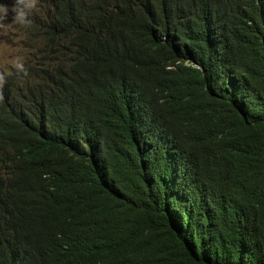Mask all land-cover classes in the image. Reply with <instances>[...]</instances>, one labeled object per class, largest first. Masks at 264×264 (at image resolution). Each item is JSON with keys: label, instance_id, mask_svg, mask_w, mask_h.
<instances>
[{"label": "trees", "instance_id": "obj_1", "mask_svg": "<svg viewBox=\"0 0 264 264\" xmlns=\"http://www.w3.org/2000/svg\"><path fill=\"white\" fill-rule=\"evenodd\" d=\"M0 101V264H264V0H39Z\"/></svg>", "mask_w": 264, "mask_h": 264}, {"label": "rangeland", "instance_id": "obj_2", "mask_svg": "<svg viewBox=\"0 0 264 264\" xmlns=\"http://www.w3.org/2000/svg\"><path fill=\"white\" fill-rule=\"evenodd\" d=\"M14 0H0V4L9 8L6 19L0 21L4 27H0V73L8 74L12 69L16 58L24 60L25 56L30 55L32 50L29 46L32 44L27 41L22 34H19L17 27L12 22V13L10 11Z\"/></svg>", "mask_w": 264, "mask_h": 264}, {"label": "clouds", "instance_id": "obj_3", "mask_svg": "<svg viewBox=\"0 0 264 264\" xmlns=\"http://www.w3.org/2000/svg\"><path fill=\"white\" fill-rule=\"evenodd\" d=\"M39 3V0H14V3L10 9L12 13V22L17 27V31L19 34H22V31L20 30L21 27H28L31 25L32 21L38 19V18H46L45 13L39 16L37 13V5ZM9 13V8L6 5L0 4V21L7 18ZM0 27H4L3 24H0ZM26 40L27 38L24 37ZM33 45V42H31ZM30 48V47H29ZM32 50V55L34 54L33 48H30ZM31 59L30 55L25 56L24 60L21 61L20 58H16V60L13 62L12 71H10L8 74L0 73V101L3 100V85L6 82L5 76H8L10 74H13L14 72L22 73L23 75H27V69L25 68L24 63Z\"/></svg>", "mask_w": 264, "mask_h": 264}]
</instances>
